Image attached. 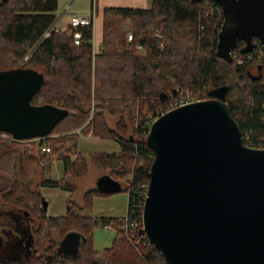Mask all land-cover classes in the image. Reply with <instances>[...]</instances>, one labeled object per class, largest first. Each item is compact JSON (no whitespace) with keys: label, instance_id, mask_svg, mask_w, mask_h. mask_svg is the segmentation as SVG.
I'll use <instances>...</instances> for the list:
<instances>
[{"label":"trees","instance_id":"obj_1","mask_svg":"<svg viewBox=\"0 0 264 264\" xmlns=\"http://www.w3.org/2000/svg\"><path fill=\"white\" fill-rule=\"evenodd\" d=\"M211 3L221 7L216 0H153L149 8L105 7L102 48L95 53L93 24L51 27L58 0H0V70L22 67L41 72L44 81L31 103L68 110L47 137L51 153L44 152L38 159L24 155L27 162L42 161L47 170L52 157L62 160L65 176L49 179L47 185L70 192L65 215H46L40 191L15 176L19 143L0 137V198L34 224L30 230L33 248L22 264H165L156 248L142 246L145 239L140 231L136 232L138 243L128 241L124 216L92 215V197L111 193L97 188L86 191L82 206L73 199L89 162L115 176L120 191L137 192L148 186L152 148L146 134L137 140L127 135L136 132V113L154 118L186 91L197 98H219L248 136L244 143L264 148V59L236 64L232 55L229 59L217 53L225 17L211 12ZM129 31L132 40L127 38ZM74 34L79 35V44ZM253 42L262 45L255 38ZM137 45L145 54L138 52ZM245 45L238 40L235 49L241 53ZM107 116L117 117L114 127L107 123ZM88 133L114 138L123 146L117 152L77 153L79 135ZM75 153L76 159L70 162L69 156ZM98 225L115 229L111 245L100 251L92 243V231ZM69 233L79 235L78 251L60 255L58 243ZM133 244H141V251Z\"/></svg>","mask_w":264,"mask_h":264},{"label":"water","instance_id":"obj_2","mask_svg":"<svg viewBox=\"0 0 264 264\" xmlns=\"http://www.w3.org/2000/svg\"><path fill=\"white\" fill-rule=\"evenodd\" d=\"M216 1L227 22L219 32L226 42L219 55L230 59L238 40L246 43L243 51L252 50L253 38L264 44V0ZM43 81L30 68L0 70V131L18 140L44 137L68 114L31 103ZM146 141L154 157L140 232L165 261L264 264V148L244 143L226 103L204 98L167 110L153 121ZM96 188L116 193L122 186L103 175ZM78 243L79 235L69 233L57 252L74 255Z\"/></svg>","mask_w":264,"mask_h":264},{"label":"rangeland","instance_id":"obj_3","mask_svg":"<svg viewBox=\"0 0 264 264\" xmlns=\"http://www.w3.org/2000/svg\"><path fill=\"white\" fill-rule=\"evenodd\" d=\"M60 8L65 0H59ZM92 0H73V5L66 11L60 20L57 22L58 28H63L65 23L70 20V13L77 12L80 14L81 12H93L92 11ZM63 9V8H61ZM60 12H58L57 16ZM96 21H98L97 35L96 39L92 42L94 45L93 49L96 51L97 47H101V31H100V17H96ZM227 22L223 21V26H225ZM95 27V26H94ZM131 33V31H129ZM128 36V35H127ZM236 42H233V46ZM226 46V42L223 39L219 38L217 49L224 50ZM142 47V45H141ZM139 53L145 54L144 48H138L136 46ZM27 58V57H26ZM25 60V59H24ZM252 72L256 73V69L254 66L252 67ZM205 98V97H204ZM200 98V99H204ZM145 110V107H143ZM160 111H164L161 109ZM166 112V110L164 111ZM117 117H109L107 116V123L110 127H114L116 124ZM56 135V134H55ZM54 135V136H55ZM85 136H80L78 139L77 145V153H96V152H117L123 146L121 143L116 141L114 138H102L91 133L90 135L84 134ZM87 135V136H86ZM130 138L133 140L140 139V134L135 131H130L127 133ZM0 137L11 139L7 134L0 133ZM13 140V139H12ZM17 141L20 145L18 148L19 152L15 158V176L16 178L23 184H26L29 188L40 191L43 198L46 201H49L50 205L46 209L47 216H62L66 213V199L68 195L64 188L60 187H51V188H42L41 187V179L46 176V178H53V181H57L65 176L64 170H62V165H52V160L57 159L52 157L49 169L47 170L45 163L42 161L40 163L36 162H27L25 156L27 154L39 158L44 151L41 150V144L46 143L50 148V142H48V138L44 141L32 139V140H14ZM83 151V152H81ZM50 151H46L49 153ZM51 153V152H50ZM77 153L70 155V162L76 159ZM25 155V156H24ZM61 160V159H60ZM51 167L52 171L51 172ZM64 167V166H63ZM106 174L104 170H101L95 167L91 162L88 163L86 172L80 177L78 182L76 183L77 191L74 194V203L77 206L83 205V195L86 191L95 188L96 179L101 175ZM116 175V174H115ZM49 176V177H47ZM117 176V175H116ZM68 178H70V182H74L73 175L67 173ZM115 178V176H114ZM68 194V195H67ZM127 205V192L120 191L116 193H111L108 195H95L92 197V215L94 217H123L126 212ZM34 227L31 218L24 214L23 211H18L10 205H5L0 198V264H22L26 256L18 253L19 248L18 241H22V232L25 234V239L29 240L31 238V228ZM3 228H7L10 232L5 233L2 232ZM22 235V236H23ZM115 236V229L111 225H98L94 227L92 231V243L95 250H103L111 245V242ZM126 236V233H125ZM130 243L134 241L128 240ZM135 246L138 252L141 251V248ZM145 243H142V246ZM6 251V252H5ZM10 254V255H9ZM61 255H64L61 253ZM12 259H16L15 262L11 261ZM21 257V258H20ZM48 264V262L46 263Z\"/></svg>","mask_w":264,"mask_h":264},{"label":"built area","instance_id":"obj_4","mask_svg":"<svg viewBox=\"0 0 264 264\" xmlns=\"http://www.w3.org/2000/svg\"><path fill=\"white\" fill-rule=\"evenodd\" d=\"M210 11L215 13L219 18L222 17L224 14L222 7L215 6L213 3L210 5ZM93 23V14L90 16H78V15H73L69 21V25L72 27H77L79 25H87V24H92ZM74 41L76 44L80 43V37L78 34L73 35ZM128 40H132V33H128L127 36ZM138 48H142L141 45H137ZM163 46L161 45V48ZM231 55L233 56V60L235 61L236 64H244L247 61H251L253 59H264V44L262 45H255L252 50L250 51H242L241 53L237 49H232ZM254 68L256 67L253 65ZM196 100H201L200 98H197L195 96H192L189 92H182L178 97L174 100L172 106L167 109L170 110L172 108H175L180 105H184ZM166 110V111H167ZM164 111H160V114H163ZM156 115L154 118L148 117V116H141L140 113H136L134 115V120L136 122V132L141 135H144L149 132L151 125L153 121L159 116ZM7 134V133H5ZM243 139L247 138L248 136H245L243 133ZM9 138L13 140H18L13 138L11 135H8ZM47 137H35L31 139H23V140H32V139H37V140H42L44 141ZM41 150L46 152L49 151V146L46 143L41 144ZM147 187L141 186L140 190L137 192H131L127 191V205H126V212L124 214V222H123V230L126 233V236L132 240L138 243L139 241H136V232L141 231L143 229V209H144V203H145V198L147 196ZM141 209V210H140ZM142 237L145 239V244L148 246H151L153 248H156L154 244L146 237L144 233H141ZM158 257L163 258L161 253L157 251ZM164 259V258H163ZM165 261V259H164ZM165 264H168L165 261Z\"/></svg>","mask_w":264,"mask_h":264},{"label":"crops","instance_id":"obj_5","mask_svg":"<svg viewBox=\"0 0 264 264\" xmlns=\"http://www.w3.org/2000/svg\"><path fill=\"white\" fill-rule=\"evenodd\" d=\"M59 1V0H58ZM153 0H92V11L93 12H81L80 14H78L77 12H72L70 13V15H78V16H90L91 14H93V37H92V40L91 42L94 41V38L96 39V35H97V28H98V21H96V17H100V31H101V34H102V38H101V43H102V40H103V9L105 7H132V8H149L151 3H152ZM73 5V0H65V2L62 4V7L63 9L60 8V5H59V2H58V7H57V10H56V15L59 13V15L56 17V21H55V26L57 27V22L60 20V18L66 14V11ZM71 16V17H72ZM70 17V19H71ZM70 21V20H69ZM69 21L65 23L64 27L63 28H60V29H66L67 26L69 25ZM95 26V27H94ZM93 44V43H92ZM94 47V45H93ZM101 48H102V44H101V47L96 49V51H94L93 49V52L95 53H99L101 51ZM91 133H88L87 135H90ZM86 135V136H87ZM80 136H85V135H80ZM83 152V151H81ZM59 162L61 163L62 165V170H64V167H63V162L62 160L60 159H53L52 160V167L55 166V165H60ZM52 167H51V172L52 171ZM103 175H107V174H101L98 178L102 177ZM49 177V176H47ZM98 178L96 179L95 182H97ZM51 179L53 180V178H46V176H44L41 181V187L40 189L42 190V188H51L50 186L47 185V181ZM95 188H96V185H95ZM67 193L68 190L64 189ZM68 195V194H67ZM50 205L49 201H47V208L48 206ZM46 208V209H47Z\"/></svg>","mask_w":264,"mask_h":264},{"label":"flooded vegetation","instance_id":"obj_6","mask_svg":"<svg viewBox=\"0 0 264 264\" xmlns=\"http://www.w3.org/2000/svg\"><path fill=\"white\" fill-rule=\"evenodd\" d=\"M254 39V38H253ZM256 40H258L257 38H255ZM243 41V40H242ZM244 42V41H243ZM2 232H5V233H8L10 232L9 229L7 228H3ZM22 235H23V232H22ZM22 241H18V248H19V251L18 253H20V251L22 252V254L24 256H28V253L32 250L33 248V240H32V237L29 239V240H26L25 239V234L22 236ZM6 252V251H5ZM21 254V253H20ZM10 255V254H9ZM11 258V261L12 262H15L16 259H12V257L10 256ZM21 258V257H20ZM26 259V258H25Z\"/></svg>","mask_w":264,"mask_h":264}]
</instances>
